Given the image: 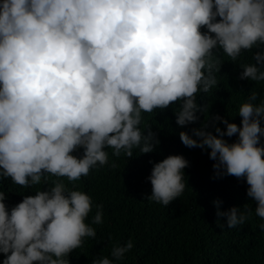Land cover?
<instances>
[{
	"label": "clouds",
	"instance_id": "clouds-1",
	"mask_svg": "<svg viewBox=\"0 0 264 264\" xmlns=\"http://www.w3.org/2000/svg\"><path fill=\"white\" fill-rule=\"evenodd\" d=\"M261 44L264 0H0V181L24 188L48 184L49 176L75 182L109 163L106 148L127 158L137 147L153 152L160 141L151 126L141 130L142 113L182 101L176 124L195 122L196 94L217 84L222 60L214 50L236 61ZM253 58L260 63L264 53ZM241 67L240 79L264 81L256 64ZM257 97L253 91L240 106V126L215 116L216 134L203 123L179 136L189 148L210 149L217 176L245 178L255 214L264 219V101L255 104ZM81 148L82 156L73 155ZM188 166L179 154L154 163L146 198L167 206L180 197ZM5 200L0 192L3 264H69L83 238L96 237L85 222L91 197L60 179L10 210ZM214 203L228 228L251 211L245 205L222 212ZM102 223L98 204L92 224ZM259 227L264 231V223ZM132 248L131 239L116 244L112 259L92 264H116Z\"/></svg>",
	"mask_w": 264,
	"mask_h": 264
},
{
	"label": "trees",
	"instance_id": "trees-1",
	"mask_svg": "<svg viewBox=\"0 0 264 264\" xmlns=\"http://www.w3.org/2000/svg\"><path fill=\"white\" fill-rule=\"evenodd\" d=\"M258 51L264 53V44L242 50L236 61H232L222 50H214L222 60L220 71L214 73L217 84L207 93L196 94L199 108L195 122L184 126L176 124L175 112L179 111L182 101L166 109L142 113L141 130H147L145 125L151 126L160 141L153 152L140 153L137 147L133 149V157L127 158L123 153L114 156L113 149L106 148L109 163L98 165L88 176L75 182L66 177L49 176L48 184L42 182L24 188L13 183L11 178L4 179L0 181V192L6 193L7 207L10 210L24 196L47 190L57 179L69 189L88 194L92 199V211L85 222L96 229V237H84L82 245L67 257L69 264H92L103 256L112 259V248L116 244L124 245L129 239L133 248L116 264H264V231L259 227L264 219L255 214L256 203L247 195L246 179L217 176L213 168L215 162L209 158L210 149L189 148L179 136L180 131L192 135V130L203 123H208L207 130L216 134L212 125L215 116L240 126L239 108L251 93H258L255 104L264 101V81L240 79L243 64H256L264 70V61L257 63L253 58ZM216 125L221 129L226 127L221 121H216ZM261 127H264V118ZM224 139L232 143L238 136H225ZM261 143L264 144V137ZM82 154V148L73 153L78 157ZM170 154L183 155L189 166L183 170L184 192L164 206L146 198L152 191L147 178L154 163ZM113 162L118 167H110ZM215 201H220L218 207L222 212L234 206L244 211L245 205L251 211L244 223L228 228L227 218L217 217ZM98 204L103 205V223L92 224ZM4 258L5 254L0 253V264Z\"/></svg>",
	"mask_w": 264,
	"mask_h": 264
}]
</instances>
